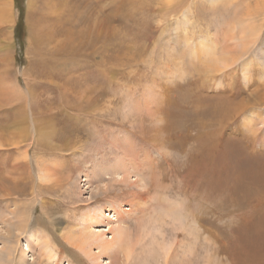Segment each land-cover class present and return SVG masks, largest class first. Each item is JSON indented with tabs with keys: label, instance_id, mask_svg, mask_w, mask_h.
Wrapping results in <instances>:
<instances>
[{
	"label": "rangeland",
	"instance_id": "rangeland-1",
	"mask_svg": "<svg viewBox=\"0 0 264 264\" xmlns=\"http://www.w3.org/2000/svg\"><path fill=\"white\" fill-rule=\"evenodd\" d=\"M10 5L0 264H92L97 207L124 236L94 264H264V0Z\"/></svg>",
	"mask_w": 264,
	"mask_h": 264
},
{
	"label": "bare ground",
	"instance_id": "bare-ground-1",
	"mask_svg": "<svg viewBox=\"0 0 264 264\" xmlns=\"http://www.w3.org/2000/svg\"><path fill=\"white\" fill-rule=\"evenodd\" d=\"M10 2H11V0H0V22H3L4 20H7L9 22V20L11 19ZM45 4L49 5V2L47 1ZM33 20H34V23L36 25L39 23V21H41V18L38 15V17L35 16L33 18ZM39 36H40V34L36 31L30 32V37L33 40H35V42L37 39L38 45L42 44V39H38ZM7 47H9V45ZM7 47H4L2 51H9L10 48H7ZM4 57H6V56H3L2 58H4ZM112 212L113 211L111 210L107 213H105V212L101 213V209H99L98 207L90 209V210L88 209V212L86 213L85 220L82 223V227L77 229V230H79L77 232V234L78 233L79 234L77 235V242L74 244L75 250L80 252L83 256H85L87 258V260L89 262H91L92 264L97 263L98 256L104 255L107 252H109L110 250H112V248H114V246H115V243L116 242L118 243L119 241H121L123 236H124L123 229L116 227V224L114 225V224L108 223V222H113L112 219L115 217L114 213H112ZM116 218L117 217H115V219ZM94 225H97L96 227H98V228H94ZM109 232H112L115 238H113L112 236L108 237V235H110ZM48 244L49 243L47 242V245ZM93 247L97 248L98 251L93 253L92 252ZM28 249H30V248H28ZM45 254H47V256H46L47 261H52L54 259V253L52 252L51 249H48V247L46 249ZM6 256H7V259L9 260L10 251L7 252ZM11 257H12V255H11ZM17 264H19V263H17ZM39 264H40V262H39Z\"/></svg>",
	"mask_w": 264,
	"mask_h": 264
}]
</instances>
